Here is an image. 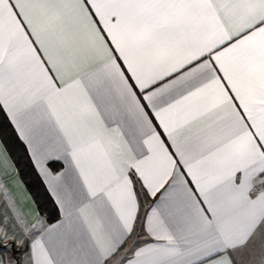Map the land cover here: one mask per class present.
Instances as JSON below:
<instances>
[{"label":"snow or ice","instance_id":"1","mask_svg":"<svg viewBox=\"0 0 264 264\" xmlns=\"http://www.w3.org/2000/svg\"><path fill=\"white\" fill-rule=\"evenodd\" d=\"M0 264H264V0H0Z\"/></svg>","mask_w":264,"mask_h":264}]
</instances>
